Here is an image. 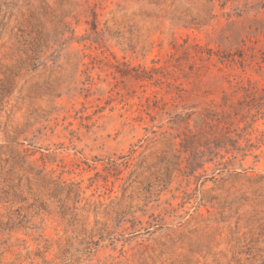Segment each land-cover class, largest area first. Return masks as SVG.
<instances>
[{
    "label": "rangeland",
    "instance_id": "374dc122",
    "mask_svg": "<svg viewBox=\"0 0 264 264\" xmlns=\"http://www.w3.org/2000/svg\"><path fill=\"white\" fill-rule=\"evenodd\" d=\"M0 264H264V0H0Z\"/></svg>",
    "mask_w": 264,
    "mask_h": 264
},
{
    "label": "trees",
    "instance_id": "16d2710c",
    "mask_svg": "<svg viewBox=\"0 0 264 264\" xmlns=\"http://www.w3.org/2000/svg\"><path fill=\"white\" fill-rule=\"evenodd\" d=\"M146 70V69H145Z\"/></svg>",
    "mask_w": 264,
    "mask_h": 264
}]
</instances>
